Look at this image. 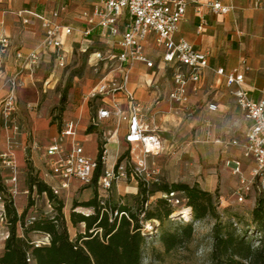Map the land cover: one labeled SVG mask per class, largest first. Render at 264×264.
Wrapping results in <instances>:
<instances>
[{
    "label": "crops",
    "instance_id": "obj_1",
    "mask_svg": "<svg viewBox=\"0 0 264 264\" xmlns=\"http://www.w3.org/2000/svg\"><path fill=\"white\" fill-rule=\"evenodd\" d=\"M98 0H0V39L6 38L9 46L4 55L5 76L18 75L21 67V60L16 55L21 52L24 56L33 52L41 51L42 56L38 67L32 77L24 72V86L16 91V98L19 105V112L14 117V122L20 128L13 137L10 144L9 137L12 136L2 127L0 112V155L8 152L13 154L15 167H23L24 159H31L33 166L40 172L43 179L50 186H57L58 179L51 174V165L47 156L48 148L53 144L62 127L66 123H77L74 140L81 144L84 155L89 159H96L99 152V136L94 132L87 134V129L93 124L96 117L89 116L87 101L90 93L104 80L118 77L113 63H99L93 55H89L88 64L95 72L104 70L105 74L99 78L95 85L88 84L86 98L81 106L71 115L72 119H62V126L59 129L56 123H52L45 113L40 115L26 109L27 104H37L40 101V92L45 93L47 85L56 79L53 73L44 78L43 69L48 60L53 56L50 51L43 48L44 33L41 27L44 19H49L52 13L64 7L58 20L59 23L73 29L70 36H62L63 48L67 53V65L73 55V45L77 44L79 50L85 52L91 41L99 30L93 31L89 40L84 39L82 32L86 28V22L82 17L85 10H92ZM223 4L230 7L227 15H207V26L203 32H197L198 18L192 7H189L184 20L179 25L175 35L176 41H186L196 50L209 53V66L211 70L206 71L201 82L188 89V103L176 106V103L168 99L169 92L173 89V81L168 77L173 72L171 66H165L162 62V53L155 47L153 38H150L144 46L146 58L153 63V68H147L142 63H135L129 69L128 89L137 100L142 102L149 110L145 115V122L151 131L161 139L163 152L159 155H149L151 162L159 160L163 155L173 154L182 160L187 154L198 158L197 149L200 143L209 145L201 146L209 158L213 161L196 166V173L203 174V178L194 179V182L209 191L218 190L222 202L228 205V196L235 194L239 185L240 177L234 175L226 166L229 161H237L241 164V174L248 177L252 162L243 157L240 146H232V141L242 144L244 136L250 123L246 121L234 98L229 93L222 79H218L212 70L224 69L226 72L238 71L245 76V87L250 91L253 100L258 101L264 96V0H260L256 8L254 0H222ZM23 20H29V24H23ZM124 27H121V31ZM118 42V39L115 41ZM105 40V50H112L119 53L120 49L116 43ZM245 67L248 70H245ZM43 83V90L40 91L38 84ZM9 89L0 79V103L8 95ZM100 106L110 107L111 99L99 100ZM115 101L126 110V99L122 94L116 95ZM112 126V130L103 133L104 146L106 150V168H110L120 157L122 145L125 142L126 125H118L117 121L110 117L96 123L99 125ZM154 124V125H153ZM182 130L195 133V138L185 140L182 137ZM206 133L205 141L200 142L198 133ZM208 133V134H207ZM173 134V135H172ZM172 135V139H169ZM169 137V138H168ZM71 141V139L68 140ZM91 144L96 148V157H93L87 150L86 145ZM112 145V149L108 146ZM129 147V145H128ZM19 157V162L16 161ZM171 159H167V162ZM207 161V160H206ZM2 163V162H1ZM3 165V164H2ZM3 168H7L3 165ZM182 169V165L179 166ZM164 170L161 165L159 170ZM12 176V175H11ZM179 181H184L178 176ZM83 185L78 180H71L70 186L63 189L66 194L75 195L76 186ZM118 186H120L118 184ZM127 189V190H126ZM124 193L131 195L138 192V182L135 179H126ZM27 192V189L23 191ZM23 205L17 206L18 212L23 210ZM3 229L4 225L0 222ZM4 244V241H3Z\"/></svg>",
    "mask_w": 264,
    "mask_h": 264
},
{
    "label": "built area",
    "instance_id": "obj_2",
    "mask_svg": "<svg viewBox=\"0 0 264 264\" xmlns=\"http://www.w3.org/2000/svg\"><path fill=\"white\" fill-rule=\"evenodd\" d=\"M260 0H254L256 8ZM192 7L198 18L197 32L201 34L207 26V15H227L231 8L224 5L222 0H98L93 9L85 10L82 17L86 28L82 35L89 40L93 31L98 29L99 37L115 42L120 49L119 53L112 50L95 52L93 55L99 63H113L118 77L104 79L89 95V100L111 99L112 106L99 108L93 124L113 117L118 125H126L125 142L129 145V161L118 163V159L106 168V150L101 146L99 159H89L84 155L79 141L74 140L77 123H66L62 127L53 144L48 148L47 156L51 165V174L58 179L57 186H51L55 194L70 186L71 180L76 179L83 185H89L99 165L102 172L97 179L98 190L107 193L117 182L126 179L148 180L146 159L149 155H159L163 152L161 139L151 131L145 122L146 112L149 110L142 102L137 100L128 89L129 69L135 63H142L147 68L154 65L144 54V46L153 38L155 47L162 53V62L173 68V89L168 94L170 102L176 104L188 103V89L196 86L203 79L209 66V53L196 50L186 41L175 40L180 23L186 16L187 9ZM64 7L52 13L51 18L44 19L41 27L44 33L42 47L49 50L54 59L55 70L64 69L67 65V53L63 48L62 36H70L73 29L58 22ZM23 20V24H29ZM121 27L124 30L121 31ZM9 46L6 38L0 39V79L3 80L9 92L0 103L2 127L13 137L20 128L14 122L19 112L16 91L24 86L22 74L28 73L32 77L38 67L42 52L33 51L27 55L18 52L17 60H21L18 75L5 76L4 55ZM247 71L248 68L245 67ZM224 85L241 110L243 117L250 123L242 144L232 141V146H240L243 157L253 164L248 177L241 174V164L229 161L226 166L234 175L240 177L239 185L235 191L237 199L243 201L245 196L256 190L264 198V98L255 101L250 91L245 87V76L238 71L226 72L224 69L212 70ZM264 96V89L262 90ZM122 94L126 99V110H123L115 101L116 95ZM36 105L27 104L28 111H35ZM71 139V141L68 140ZM2 164L13 173L16 167L13 154L8 152L0 155ZM132 164V165H131ZM13 177L12 180H15ZM105 196V195H103ZM4 202L0 193V222L4 223ZM6 237V235H5Z\"/></svg>",
    "mask_w": 264,
    "mask_h": 264
},
{
    "label": "rangeland",
    "instance_id": "obj_3",
    "mask_svg": "<svg viewBox=\"0 0 264 264\" xmlns=\"http://www.w3.org/2000/svg\"><path fill=\"white\" fill-rule=\"evenodd\" d=\"M88 45V50L82 52L79 50L78 45L74 44L73 55L69 60L68 66L64 69L55 70V64L52 59L48 60V63L43 69L42 73L44 78L53 73L56 79L51 81L49 85L44 88L46 91L45 93L40 92V101L37 104H34L36 105V108L33 112H36L39 115L46 112V116L52 123H56L59 129L62 126V119H72V113L81 106L82 102H84V99L86 98L85 95L88 93V89L84 91V87L88 84L92 86L95 85L96 81L105 74L103 69L95 72L88 64L90 54L105 50V40L101 39L96 34L93 41ZM171 76L172 72H169L168 77L171 78ZM43 87V83L38 84L40 91L43 90ZM65 91H67L66 101L63 109H61V99ZM99 104V99L87 101V110L90 117H94L95 114H97L100 106ZM178 105L180 104H177L176 106ZM111 130L112 126L104 124L95 128V133L99 136V145L102 146V143L104 142L103 133H108ZM181 134L185 140H189L191 137L195 138V133L188 130H182ZM172 135L168 138L172 139ZM198 137L200 142H203L206 140V133H198ZM198 145V158L187 154L186 158L182 157V160L184 161L182 164L178 162L180 157L173 154L163 155L158 158L159 160L154 162L149 161L147 158V171L149 173L148 180L154 182H159L160 180L180 182L178 176L181 175L185 182H188L189 184H198L194 182V179L203 178V174L194 171L197 169L194 163L203 165L206 164V162L213 161V159L209 158L205 150L201 147L209 144L200 143ZM122 146L120 154L124 155L129 152V147L124 144ZM108 149H112V145H109ZM86 150L93 157L97 156L96 148L93 145H86ZM167 159H171V161L167 162ZM19 160L18 157L16 161L19 162ZM161 165L164 166V170L162 171L160 169L157 171ZM180 165H182V169L179 168ZM28 166L32 167L33 175H36L41 179L40 172L33 166L31 159H24L23 167L20 168V166L17 165L14 173L8 168H3L0 160V178L2 183L6 186L7 192L12 195L15 206L23 205L24 209L28 206L29 202H32L26 219L41 214L50 215L53 213L52 205L46 195L37 194L35 188L32 191L28 190ZM13 177H16V179L12 180ZM118 184L120 186H118ZM125 186L126 180H120L107 193L99 191L94 183L76 186L75 195L66 194L61 191V193L58 194V197L64 202L63 212L67 220L70 238L75 239L78 233L84 231V224L80 223L73 226L69 221L70 212L75 200L83 201L90 198L96 189L101 200L109 199L111 202L133 204L134 195H131L128 191L124 193ZM25 189H27L26 193L23 192ZM211 192L215 194L214 202L216 210L222 221L221 231L219 233H215L213 230L215 220L211 216H207L203 220H193L191 210L186 206V200L182 198L180 194L176 193L174 196H166L162 192H157L151 197L150 202H154L158 197L168 198L172 207L175 209L170 220L172 222H192L194 226V237L192 241L186 245L166 251L162 242L159 240L160 231L156 232L155 230H149V226L153 223H144V232H147V243L143 250L142 264H264V230L260 229L252 218V211L257 204V200L263 197L256 190H253L250 194L245 196L243 201H239L236 194H233L226 198L229 203L228 205H225L222 202L218 190ZM6 194H1L3 202ZM185 209L189 210L188 220L183 216V211ZM75 210L84 213H90L92 211L91 208L81 206L75 207ZM2 224L4 225V223ZM166 226H168L167 223ZM0 232L3 233L1 226ZM227 232L243 236L250 247L238 245L232 240L229 241V239L223 235ZM18 233H22L20 227H18ZM29 237L33 240L35 245L47 244L49 242V236L42 232H30ZM4 240L5 232L0 236V253L3 250ZM231 244L233 245L232 248Z\"/></svg>",
    "mask_w": 264,
    "mask_h": 264
},
{
    "label": "trees",
    "instance_id": "obj_4",
    "mask_svg": "<svg viewBox=\"0 0 264 264\" xmlns=\"http://www.w3.org/2000/svg\"><path fill=\"white\" fill-rule=\"evenodd\" d=\"M66 95L67 91L62 96L61 109L65 104ZM96 127L94 124L90 125L87 134L94 133ZM101 153L99 145L97 159ZM129 159L127 152L119 157L118 163ZM28 169V190L32 191L35 188L37 194H45L52 205L53 213L26 219L32 202L18 212L12 195L7 192L0 178V193H7L3 208L5 215L3 233L5 232L6 237L0 253V264H142L143 250L147 243L144 223L149 222L153 223L149 230L160 231L159 240L166 251L191 242L194 237L192 222H172L170 219L175 209L168 198L158 197L154 202H150L151 197L157 192H162L166 196L180 194L186 200L193 220H203L211 216L215 220L214 232L221 231L222 221L216 210L215 194L211 191L201 188L198 184L184 181L154 182L137 179L138 192L133 196V204L101 200L96 189L90 198L83 201L75 200L69 221L73 226L84 224V231L78 233L75 239H71L63 212V200L43 179L33 175L32 167L28 166ZM101 172L102 166L99 165L91 183L97 186ZM77 206L91 208L92 211L90 213L76 211ZM252 218L256 225L264 230V198L257 200ZM18 227L22 230L21 234L18 233ZM30 232L47 234L49 242L35 245L29 237ZM3 233L0 232V236ZM223 235L238 245L249 246L243 236L232 232Z\"/></svg>",
    "mask_w": 264,
    "mask_h": 264
},
{
    "label": "bare ground",
    "instance_id": "obj_5",
    "mask_svg": "<svg viewBox=\"0 0 264 264\" xmlns=\"http://www.w3.org/2000/svg\"><path fill=\"white\" fill-rule=\"evenodd\" d=\"M183 216H184V218L186 219V220H188L189 219V210L188 209H185L184 211H183Z\"/></svg>",
    "mask_w": 264,
    "mask_h": 264
}]
</instances>
